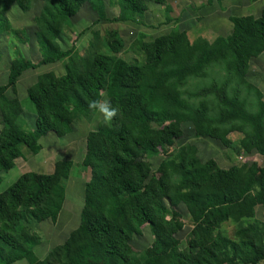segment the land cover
I'll return each instance as SVG.
<instances>
[{
    "label": "trees",
    "instance_id": "1",
    "mask_svg": "<svg viewBox=\"0 0 264 264\" xmlns=\"http://www.w3.org/2000/svg\"><path fill=\"white\" fill-rule=\"evenodd\" d=\"M33 18L35 39L45 57L34 63L14 50L7 81L0 96L16 86L28 69L66 58L65 71L41 73L26 90L33 109V128L21 127L12 100L0 105L1 173L9 172L24 150L37 154L39 140L49 133L64 137L72 123L90 122L103 95L112 114L99 120L85 142L80 166L90 177L83 188L81 224L43 259L34 248L40 243L32 221H56L64 204L73 161L55 160L49 173L24 172L0 191V264H259L264 260V165L255 162L220 167L202 161L193 144L178 147L158 162L150 158L160 147L179 139L178 117L186 116L196 132L240 152L264 156V97L247 80L249 62L264 51V5L257 17L230 15L226 36L212 41L188 39L177 28L151 41L137 42L140 58L127 62L117 55L121 42L108 33V48L99 49V32L85 55L74 44L63 49L59 38L64 24L89 3L96 9L105 0H40ZM220 0H206L208 6ZM251 2L258 0H249ZM118 9L112 19L143 25L146 0H108ZM13 5L27 12L30 0H0V35L11 31L4 12ZM9 31V32H10ZM23 42L16 31H11ZM50 55L52 56L50 58ZM168 60L169 65L164 66ZM194 82L192 88L189 83ZM15 91V90H12ZM240 133L234 142L231 133ZM124 197V198H122ZM183 205L191 230L183 248L177 234L184 222ZM262 218H255L256 207ZM234 225L233 237L222 226ZM149 227L152 242L141 252L131 241Z\"/></svg>",
    "mask_w": 264,
    "mask_h": 264
},
{
    "label": "rangeland",
    "instance_id": "2",
    "mask_svg": "<svg viewBox=\"0 0 264 264\" xmlns=\"http://www.w3.org/2000/svg\"><path fill=\"white\" fill-rule=\"evenodd\" d=\"M148 9L144 13L143 25L133 22L113 21L118 9L108 0L99 9L94 8L89 3H84L78 13L70 18L62 29L59 43L61 48L67 49L72 44L75 45L80 55H85L89 49L92 39V30L99 32V49L112 53L108 45V33L116 31V40L121 42L118 56L127 62H133L140 58V52L133 48L137 42L151 41L155 37L166 34L177 28L185 31L190 41L196 38H204L212 41L217 36H226L231 30V23L228 20L230 15L257 17L260 13L264 0L254 3L248 0H220L208 6L206 0H146ZM42 2L40 0H30V7L27 12L17 10L13 5L9 7L4 16L10 24L11 31L18 32L23 38L20 42L10 31H5L0 35V85L7 81L10 61L14 50H18L23 57L34 63L41 61L43 55L36 44L35 24L33 18L40 12ZM52 56L50 55V58ZM66 58L59 61L43 64L35 69L24 71L16 82L15 91L8 90L0 96V105L6 100H12L19 112L21 127L29 130L33 128L34 115L32 106L26 95L27 88L32 85L37 76L41 73L52 71L56 74H63L65 71ZM169 65V61L164 62V66ZM247 80L256 85L264 97V51L251 58L247 72ZM194 82L189 83L188 88H192ZM106 97L103 95L101 107L92 121L78 120L72 123V132L64 137H56L49 133L42 137L39 142L41 150L37 154H32L24 150L23 157L16 160L14 167L6 173H1L2 181L0 191L8 187L20 174L24 172L49 173L53 170L55 160L60 158L70 159L73 166L69 178L64 182L66 196L64 204L57 216L56 221L46 219L41 222L32 221L29 224L31 231L37 233L40 243L34 248V252L39 259L46 257L53 247L64 242L68 234L80 227V210L83 203V188L90 177L88 168L80 166L84 152L85 142L95 133L99 120L105 116ZM183 135L174 142L160 147L157 155L150 158L139 157L132 159V164L136 165L141 160H148L155 169L158 162L168 158L178 147L184 144H193L197 148V155L202 161L214 159L223 168L233 164L255 162L258 166L264 165V156L257 154L254 150L242 149L239 153L224 147L219 141L211 139L202 133L196 132L186 116L178 117ZM5 126L0 115V130ZM230 138L237 142L241 134L234 132ZM124 198V197H122ZM184 226L177 234L180 247L186 244L191 225L188 214L183 205H179ZM255 218L261 220V207H256ZM224 232L233 237L234 225L230 222L222 226ZM152 242L149 227L143 226L142 233L135 235L131 241L133 248L141 252ZM14 264H27L20 260ZM259 264H264V260Z\"/></svg>",
    "mask_w": 264,
    "mask_h": 264
},
{
    "label": "clouds",
    "instance_id": "3",
    "mask_svg": "<svg viewBox=\"0 0 264 264\" xmlns=\"http://www.w3.org/2000/svg\"><path fill=\"white\" fill-rule=\"evenodd\" d=\"M104 111L107 113V115H111L112 113L110 111L107 110V108H104Z\"/></svg>",
    "mask_w": 264,
    "mask_h": 264
},
{
    "label": "crops",
    "instance_id": "4",
    "mask_svg": "<svg viewBox=\"0 0 264 264\" xmlns=\"http://www.w3.org/2000/svg\"><path fill=\"white\" fill-rule=\"evenodd\" d=\"M249 1V0H248ZM220 2V1H219ZM249 2H251V1H249ZM255 2V1H254ZM254 2H251V3H254ZM259 15V14H258Z\"/></svg>",
    "mask_w": 264,
    "mask_h": 264
}]
</instances>
